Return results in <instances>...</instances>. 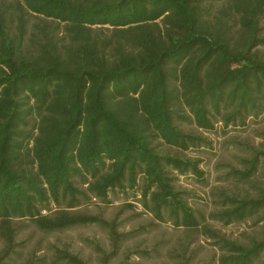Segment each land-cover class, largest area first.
Listing matches in <instances>:
<instances>
[{
    "label": "trees",
    "instance_id": "trees-1",
    "mask_svg": "<svg viewBox=\"0 0 264 264\" xmlns=\"http://www.w3.org/2000/svg\"><path fill=\"white\" fill-rule=\"evenodd\" d=\"M260 45L264 0H0V264H90L53 242L38 255L20 238L28 226L102 227L111 250L97 244L98 261L112 264L139 230L80 209L111 193L183 232L170 252L176 264H193L199 237L217 264H256L264 239L241 243L215 224L264 216V189L213 188L206 210L178 182L209 185L202 159L181 154L211 147L199 130L264 115ZM252 151L222 179L264 174V150ZM156 251L128 249L126 259Z\"/></svg>",
    "mask_w": 264,
    "mask_h": 264
},
{
    "label": "rangeland",
    "instance_id": "rangeland-1",
    "mask_svg": "<svg viewBox=\"0 0 264 264\" xmlns=\"http://www.w3.org/2000/svg\"><path fill=\"white\" fill-rule=\"evenodd\" d=\"M34 21L36 19L33 18ZM38 21V20H37ZM60 30L64 24L53 23ZM260 55L264 58V45L257 47ZM255 50V49H254ZM203 133L211 142V147L202 150H189L181 153L186 157L201 158V167L206 171L209 185H204L197 181L192 175L181 176L178 182L179 188L190 190L197 194L195 200L203 209L209 210L213 207L211 191L216 187H223L230 192L240 196L257 195L264 189V174L260 172L247 183H233L224 181L223 176L232 168H243L242 158H247L252 154V150H264V115L247 121L243 126H229L224 128L219 124L214 132L198 131ZM158 150L162 152L172 151L166 145H158ZM111 202L91 201L80 207L81 210L91 214L99 215L102 218L113 222L121 232L139 230L138 235L123 244L118 258L112 260V264L123 259L124 264H176L170 252L176 247L179 238L183 237L181 230L174 229L168 223H157L151 214L147 213L142 205L136 201L135 197L125 193L113 194L110 196ZM132 204V206H131ZM229 238L241 243L249 244L253 240L264 239V216L259 214L245 222L223 226L215 224ZM29 237V249L37 246L38 255L45 253V247L49 242L59 245V247L69 250L88 260L90 264H99L96 252L97 244H100L106 251L111 250V243L106 229L99 226L80 227L67 230L62 233L44 234L28 226L20 235L24 239ZM189 252L198 248V254L193 264H217L213 259L215 249L204 237L189 245ZM157 249L152 252L151 258H141L136 253H131L126 259L128 249ZM28 249V250H29ZM26 252V251H25ZM210 260H213L210 263ZM256 264H264V253Z\"/></svg>",
    "mask_w": 264,
    "mask_h": 264
}]
</instances>
